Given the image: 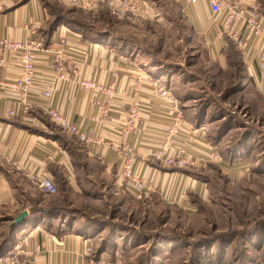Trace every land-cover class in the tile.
I'll use <instances>...</instances> for the list:
<instances>
[{
  "label": "crops",
  "instance_id": "obj_1",
  "mask_svg": "<svg viewBox=\"0 0 264 264\" xmlns=\"http://www.w3.org/2000/svg\"><path fill=\"white\" fill-rule=\"evenodd\" d=\"M52 1L63 8L75 9L92 17L108 11L104 5L94 12L83 10V4L91 3L92 0ZM146 1L152 4L148 20L140 23L120 21L144 26L171 20L170 17L179 11L182 19L192 25L193 33L205 38L213 53L227 50L226 43L211 25L206 5H192L188 0ZM51 20L43 0H0V40L9 38L26 41L32 37L26 26L34 27L36 35L46 47L61 48L65 45V49L79 57L76 67L81 68L85 79L104 84L114 83L117 90L127 91L130 98H119L105 116L99 106L93 105L94 101L103 102L104 96L85 92L78 86L74 81L75 65L67 69L66 80H59L52 57L46 51H42L37 59L39 76L30 97L34 107L28 114L18 112L15 117H9V111L18 109V95L10 90L0 93V259L19 253L21 259L32 258L37 264H139L137 258L133 259L126 253L133 243L129 236L124 233L111 234L109 225L80 214L72 200L102 197L106 201L110 189L117 196L123 194L135 197L133 191L117 183L120 159L114 147L119 142L118 132L128 117V104L134 95L133 85L136 81L141 82L136 99L143 111L141 132L129 139V143L137 148L135 168L154 181L152 197L173 200L178 206L189 201L192 195L205 199L208 192L204 182L189 177L184 170L161 167L150 158L151 151L160 143L168 126L169 109L165 102L155 97L153 83L161 82L172 91L174 74L165 71L162 66L151 64L144 58L141 48L131 45L118 34L95 41L84 38L83 33L75 32L65 25L49 34ZM222 60H225L224 56ZM10 62L9 76L14 78L19 69L15 61ZM245 64L249 84H253L259 95L264 96V71L259 69L256 61L245 58ZM48 87H53V95L45 99L43 92ZM174 97L179 102L187 124L197 129L194 150L205 151V145L218 146L224 140L222 137L217 143L211 141L215 140L219 132L214 123H222L224 116L209 121V111L201 108L199 98L185 97L179 100ZM46 107H53L69 116L83 131L99 139L98 143L90 147L81 144L84 150L80 152H85L84 160L88 163L79 162L73 146L64 144L59 135L50 130V125L54 123L49 119ZM234 164L229 165V173L237 180L244 176L249 164L237 166L241 169H237ZM217 165L223 170L227 166L226 162ZM31 174L50 177L59 192L53 196L43 194L31 181ZM65 201L69 205L64 204ZM61 205L68 207L67 213L57 211L63 207ZM24 211L29 212L27 221L11 232L13 220ZM228 255L224 256L225 259L229 258Z\"/></svg>",
  "mask_w": 264,
  "mask_h": 264
},
{
  "label": "rangeland",
  "instance_id": "obj_2",
  "mask_svg": "<svg viewBox=\"0 0 264 264\" xmlns=\"http://www.w3.org/2000/svg\"><path fill=\"white\" fill-rule=\"evenodd\" d=\"M261 9L264 14L263 1ZM104 18L110 26L98 16L95 25L111 29L113 34L141 48L151 64L174 74L172 91L179 100L199 98L201 108L209 111V121L223 114L227 116L226 122L234 119L229 127L214 123L225 134L217 148L221 163L226 162L227 166L224 170L217 164L184 169L186 175L207 185L205 199L192 195L178 206L175 201H164L158 196L149 200H139L133 195L117 196L110 189L106 201L102 197L72 200L74 208L100 224L112 226L111 234L129 236L133 243L126 253L133 259L139 261L151 255L156 263L190 264L192 256L198 253L194 251L197 242L205 241L208 245L221 233L247 231L264 221V96L249 84L245 58L234 45L222 37L227 50L213 53L205 38L193 33L192 25L182 19L179 11L171 20L144 26L117 20L112 15ZM50 130L64 144L73 146L79 162L88 163L84 160L85 152H80L84 148L76 139L56 124H51ZM218 135L211 141L217 143ZM234 150L239 151L235 157ZM247 163L244 176L233 179L229 165L245 167ZM261 235L264 236L262 229ZM240 241L238 237L232 245L233 252L238 250ZM255 246L259 247L260 242L252 247L257 256Z\"/></svg>",
  "mask_w": 264,
  "mask_h": 264
},
{
  "label": "built area",
  "instance_id": "obj_3",
  "mask_svg": "<svg viewBox=\"0 0 264 264\" xmlns=\"http://www.w3.org/2000/svg\"><path fill=\"white\" fill-rule=\"evenodd\" d=\"M189 4L202 3L207 6L210 13V22L219 38H227L244 58L257 63L260 70L264 71V14L261 9V0H188ZM106 6L109 13L117 20H131L143 22L148 20L152 4L146 0H92L83 4L85 11H97ZM31 31L32 37L26 41H17L9 38L0 40V93L10 90L18 95L17 110L9 111V117H15L18 112L28 114L34 104L30 97L37 85L38 71L37 59L42 51L52 57L54 70L59 80H66L67 69L72 65L74 81L85 92L101 94L104 101H94L93 105L99 106L105 116L119 98L129 97L127 91L117 90L114 83L104 84L97 80H87L82 70L76 67L79 57L63 47H46L44 41L36 35L34 27L26 26ZM12 59L17 64L19 73L11 78L10 67ZM84 59V58H83ZM140 81L133 85V97L128 104V117L121 126L119 142L115 145L117 156L120 159V168L117 183L134 192L139 200H149L155 191L154 181L140 174L136 167L137 148L129 143L131 136L141 132L142 105L136 99L140 91ZM155 97H159L168 105V126L163 133L160 143L151 151L150 158L164 168L199 169L222 162V156L217 146L205 145V151L194 150L197 134L195 126L187 124L180 109L179 102L172 91L161 82L153 83ZM53 87H48L43 92L45 99L53 95ZM130 98V97H129ZM49 119L62 129L64 133L76 138L80 144L90 147L98 143V138L83 131L81 126L75 124L69 116L53 107H46ZM204 135L203 130H199ZM183 138V139H181ZM109 145V144H108ZM203 146V144L201 143ZM0 142V150H1ZM16 164V163H15ZM30 179L38 189L47 196L56 195L59 189L55 182L48 176L31 174ZM1 264H37L35 259H21L19 253H12L0 259Z\"/></svg>",
  "mask_w": 264,
  "mask_h": 264
},
{
  "label": "trees",
  "instance_id": "obj_4",
  "mask_svg": "<svg viewBox=\"0 0 264 264\" xmlns=\"http://www.w3.org/2000/svg\"><path fill=\"white\" fill-rule=\"evenodd\" d=\"M43 3L48 8L51 18H52L49 29H48L49 34L55 32L62 25H65L67 28L75 32L83 33L84 38L89 37L91 40H95V41L104 40V38H107L111 36V34H113L111 29H107L103 25H102L103 27H97L95 25L94 21H95V18L97 17H92V15L86 14L81 11H76L75 9L63 8L62 6H60L59 4L55 3L52 0H43ZM105 15H111V14L108 11H104L103 14L99 15L98 17L100 19L102 18L105 20L104 18ZM105 23L109 24V21L107 22L105 20ZM231 43L232 42L229 41V44ZM223 116L225 117V120L222 121L221 126L229 127L230 124L233 123L234 119L230 118L226 122L227 116L224 114L217 117V119L222 118ZM218 134L219 135L217 137V140H219L220 138L224 136V135L221 136L223 134L222 131H219ZM237 154H239L238 150H234V152L232 153L234 157ZM167 169L184 170V169H179V168H167ZM64 204L69 205V202L65 201ZM57 211L67 213L68 207L63 206L59 208V210ZM109 227H112V226H109ZM261 229L264 230V221L260 222L258 224V227L247 230V231H240V232L232 231L230 233H221L219 236H216V239L212 241L211 243H209L208 245L204 244L205 241H199L195 244V247H194V251L198 253L192 256V258L190 259V264H254L256 262H259V264H264V255H263L264 254V236L262 237L261 235ZM123 231H127V230L123 229ZM129 232L130 231L128 230L125 233H129ZM238 237L241 238L240 246L238 250L235 251L234 249V252H233L232 245L235 244ZM257 241L260 242V246L259 247L255 246L258 255L254 256V254L252 253V247L254 246V243ZM228 250H231V251H228ZM225 255H228L229 258L225 259L224 257ZM138 263L139 264H154L155 261L150 255L143 259L141 258V260H139Z\"/></svg>",
  "mask_w": 264,
  "mask_h": 264
},
{
  "label": "water",
  "instance_id": "obj_5",
  "mask_svg": "<svg viewBox=\"0 0 264 264\" xmlns=\"http://www.w3.org/2000/svg\"><path fill=\"white\" fill-rule=\"evenodd\" d=\"M28 217H29L28 211H24L18 217H16L10 226L11 232H14L18 226L24 224L27 221Z\"/></svg>",
  "mask_w": 264,
  "mask_h": 264
}]
</instances>
